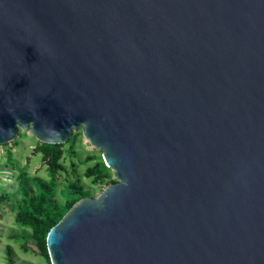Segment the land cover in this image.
I'll use <instances>...</instances> for the list:
<instances>
[{"label":"water","instance_id":"1","mask_svg":"<svg viewBox=\"0 0 264 264\" xmlns=\"http://www.w3.org/2000/svg\"><path fill=\"white\" fill-rule=\"evenodd\" d=\"M78 127L50 264H264V0H0V144Z\"/></svg>","mask_w":264,"mask_h":264},{"label":"rangeland","instance_id":"2","mask_svg":"<svg viewBox=\"0 0 264 264\" xmlns=\"http://www.w3.org/2000/svg\"><path fill=\"white\" fill-rule=\"evenodd\" d=\"M38 141L28 129H19L14 139L0 144V264H8V249L13 264H50L39 254L31 229L14 220L13 198L6 199L2 193L19 191L18 174L49 179L50 155L43 154ZM60 144L57 163L61 168H57L55 198L61 204L72 197L76 188L84 191L86 197H95L106 185L117 181L102 150L88 142L81 127ZM19 196L16 192V198Z\"/></svg>","mask_w":264,"mask_h":264},{"label":"trees","instance_id":"3","mask_svg":"<svg viewBox=\"0 0 264 264\" xmlns=\"http://www.w3.org/2000/svg\"><path fill=\"white\" fill-rule=\"evenodd\" d=\"M60 143H45L38 141V148L42 150L45 156L50 155L48 161L51 167L48 168L49 179H43L39 176H29L23 174L17 175V187L15 192H2L4 198H13L12 209L15 211L14 220L23 226L31 229V235L36 242L39 254L49 259L46 249V234L49 228L55 224L68 208L79 198L86 196V193L76 188L72 197L61 204L55 198V179L57 168H61L57 160L61 154ZM49 167V165H48ZM16 192L18 198H16ZM13 196V197H12ZM15 197V198H14ZM8 264H13L9 249L7 251Z\"/></svg>","mask_w":264,"mask_h":264}]
</instances>
